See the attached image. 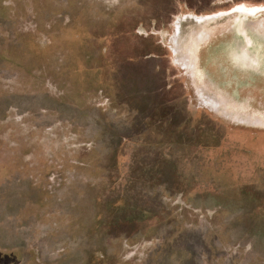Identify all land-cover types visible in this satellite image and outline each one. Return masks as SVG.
Returning a JSON list of instances; mask_svg holds the SVG:
<instances>
[{
	"label": "rangeland",
	"instance_id": "rangeland-1",
	"mask_svg": "<svg viewBox=\"0 0 264 264\" xmlns=\"http://www.w3.org/2000/svg\"><path fill=\"white\" fill-rule=\"evenodd\" d=\"M0 264H264V0H0Z\"/></svg>",
	"mask_w": 264,
	"mask_h": 264
},
{
	"label": "bare ground",
	"instance_id": "bare-ground-1",
	"mask_svg": "<svg viewBox=\"0 0 264 264\" xmlns=\"http://www.w3.org/2000/svg\"><path fill=\"white\" fill-rule=\"evenodd\" d=\"M260 11V9H257V10H237L236 12H239V13H242V14H245V15H255L257 14L258 12ZM204 21V20H203ZM243 32H239L238 34L241 36ZM244 36V35H243ZM243 40H245V46H241V49H239L240 53L238 54V57L236 58L237 62L240 63V65H242V67L244 68H247V69H252V70H256L257 67H256V59L254 56H252L250 54V51H249V47L247 46L248 42H247V39L246 37H243Z\"/></svg>",
	"mask_w": 264,
	"mask_h": 264
},
{
	"label": "flooded vegetation",
	"instance_id": "flooded-vegetation-1",
	"mask_svg": "<svg viewBox=\"0 0 264 264\" xmlns=\"http://www.w3.org/2000/svg\"><path fill=\"white\" fill-rule=\"evenodd\" d=\"M250 8H256V7H245V6H239V7H237L235 10L237 11V10H241V9H243V10H248V9H250ZM207 19V18H206Z\"/></svg>",
	"mask_w": 264,
	"mask_h": 264
}]
</instances>
